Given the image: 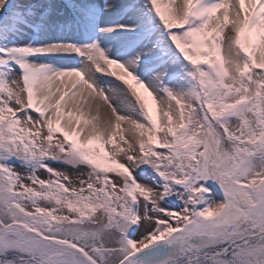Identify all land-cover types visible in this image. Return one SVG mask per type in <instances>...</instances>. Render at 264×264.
I'll list each match as a JSON object with an SVG mask.
<instances>
[{
    "label": "snow or ice",
    "instance_id": "1",
    "mask_svg": "<svg viewBox=\"0 0 264 264\" xmlns=\"http://www.w3.org/2000/svg\"><path fill=\"white\" fill-rule=\"evenodd\" d=\"M0 264H264V0H0Z\"/></svg>",
    "mask_w": 264,
    "mask_h": 264
}]
</instances>
